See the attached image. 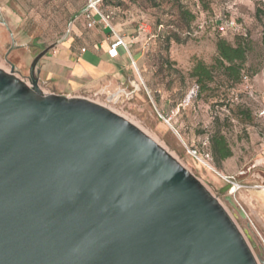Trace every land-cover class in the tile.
<instances>
[{"label": "water", "instance_id": "1", "mask_svg": "<svg viewBox=\"0 0 264 264\" xmlns=\"http://www.w3.org/2000/svg\"><path fill=\"white\" fill-rule=\"evenodd\" d=\"M53 48L31 85L0 69V264H259L153 139L96 102L41 90Z\"/></svg>", "mask_w": 264, "mask_h": 264}, {"label": "rangeland", "instance_id": "2", "mask_svg": "<svg viewBox=\"0 0 264 264\" xmlns=\"http://www.w3.org/2000/svg\"><path fill=\"white\" fill-rule=\"evenodd\" d=\"M97 1L101 12L111 13L112 25L122 37H138L142 25L150 28L156 37L160 25L173 26L181 35L172 33L166 40L148 37V48L142 50L144 66L132 63L131 80L125 77L123 85L109 88V79L92 82L77 78L73 74L75 64L69 59L71 49L66 44L72 37L77 38L69 33L71 24L77 25L75 32H88L83 19H76L87 0H0V69L13 72L31 85L33 62L54 46L37 66L41 90L47 95L96 102L153 139L219 201L261 264L264 261V119L257 117L259 105L248 99L245 84L228 89L222 76L211 85L212 91L192 93L196 81L191 71L197 61L208 66L214 64L216 43L222 36L209 22L218 11L224 12L227 2L232 5L236 1L232 18L246 20L250 34L244 73L251 80L254 95H263L255 78L264 79V13L257 17L254 0ZM225 105L233 114L232 123L224 121ZM248 106L255 114L240 117ZM217 120L234 154L220 164L213 159L209 143ZM189 150L196 151L199 159ZM226 177L237 188L232 194L224 192L229 185Z\"/></svg>", "mask_w": 264, "mask_h": 264}, {"label": "crops", "instance_id": "3", "mask_svg": "<svg viewBox=\"0 0 264 264\" xmlns=\"http://www.w3.org/2000/svg\"><path fill=\"white\" fill-rule=\"evenodd\" d=\"M88 11V3L81 10L77 20L83 19L84 27L88 30H77V25L71 24L69 33L75 34L77 38L72 37L67 42V46L71 49L69 59L73 67V74L77 78L99 82L101 80H110L107 82V87H116L118 84L126 82L125 77L131 80L133 76L132 63L144 66L145 57L142 52V45L137 37H124V40L130 45L129 53L120 48L119 55L116 58L109 56V50L113 43L116 42V37L113 36L110 30L105 29L97 15L93 16L95 24L92 28L88 27V22L85 18ZM76 29V30H74ZM83 50H85L83 52ZM256 84L260 85V89L264 91V79L257 76Z\"/></svg>", "mask_w": 264, "mask_h": 264}, {"label": "trees", "instance_id": "4", "mask_svg": "<svg viewBox=\"0 0 264 264\" xmlns=\"http://www.w3.org/2000/svg\"><path fill=\"white\" fill-rule=\"evenodd\" d=\"M256 5V15L258 17L260 13H264V5L260 2H256ZM186 14L190 16L191 20L194 19V16L190 12H186ZM157 33V37L155 38L161 40H166V38L172 33L175 36L181 35L180 32L175 30L173 26L166 27L164 25L159 26ZM225 37H221L217 40V56L213 65L208 66L202 61H197L192 68L191 77L196 81L195 86L198 88L197 95L206 91H212L211 85L216 82L218 76H222L224 78V83L227 85L228 89H233L237 85L244 84V77L246 76L244 73L245 64L247 62L248 53L250 50V34L247 38L234 34H230L229 36ZM262 47L264 50V29L262 34ZM247 97L249 100L251 99V97L248 95ZM251 100L258 104L253 98ZM224 107L227 113V115H225L224 121L232 123L234 121V117L231 109L228 108L227 105ZM253 112V108L248 106L246 111H241L240 117H250L251 113ZM216 122L215 130L210 136L209 143L213 159L217 164H220L233 157L234 154L226 136L219 129V121L217 120Z\"/></svg>", "mask_w": 264, "mask_h": 264}, {"label": "built area", "instance_id": "5", "mask_svg": "<svg viewBox=\"0 0 264 264\" xmlns=\"http://www.w3.org/2000/svg\"><path fill=\"white\" fill-rule=\"evenodd\" d=\"M234 1V0H233ZM227 2V0H225ZM254 2H260L264 5V0H254ZM88 3V11L86 12L85 18L88 22V27L92 28L95 24V21L93 19L94 15H97L99 17L100 22L104 25L105 29L110 30L111 34L116 37V42L113 43L111 49L109 50V56L111 58H116L119 55V49L122 48L126 50L129 53L130 45L124 40L122 36H120L116 31L115 28L112 25V16L111 13H103L99 10V2L97 0H87ZM237 2L234 1L232 5L230 2H227L225 7H223L224 12L221 10L215 13L214 17L210 20L209 24H214L216 31L218 34L222 37L229 36L230 34L238 35L244 38H247L249 36V28L248 24L243 20H240L237 18L236 20L233 19V13L232 9L236 8ZM236 10V9H235ZM206 22L203 23L200 27L202 28ZM148 37L150 39L155 38L156 36L152 34L150 31V28H148L146 25H142L138 29V37L137 39L142 38L141 45L142 50H146L148 48ZM143 41V42H142ZM85 50H83L84 52ZM135 65V63L133 62ZM246 85V94L256 100V102L259 105V108L257 109V117L260 119H264V94L260 96H255L256 93L254 91L253 86L251 85V80L245 76L244 82ZM197 87L193 89L192 93H196ZM190 154L199 159L196 151L189 150ZM226 181L229 184H232L233 187L235 186V183H233L231 178L226 177ZM233 190V189H232ZM232 190L230 191V194H232Z\"/></svg>", "mask_w": 264, "mask_h": 264}, {"label": "bare ground", "instance_id": "6", "mask_svg": "<svg viewBox=\"0 0 264 264\" xmlns=\"http://www.w3.org/2000/svg\"><path fill=\"white\" fill-rule=\"evenodd\" d=\"M237 190V188L235 187V188H233V192H235ZM264 196V195H263Z\"/></svg>", "mask_w": 264, "mask_h": 264}]
</instances>
